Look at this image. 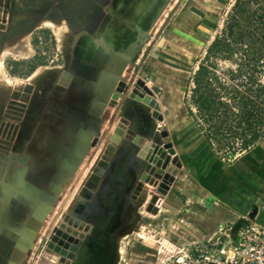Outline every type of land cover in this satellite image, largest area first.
Masks as SVG:
<instances>
[{
	"label": "water",
	"instance_id": "1",
	"mask_svg": "<svg viewBox=\"0 0 264 264\" xmlns=\"http://www.w3.org/2000/svg\"><path fill=\"white\" fill-rule=\"evenodd\" d=\"M167 1H157V8L161 9ZM155 14L141 18L140 26L131 25L133 34L124 46L113 42L118 40L115 32L109 33L97 62H88L79 71L69 64L63 80L65 89L59 95L68 103L65 104L68 109L78 113L76 118L81 121L65 118L48 108L41 118V130L37 135L38 140H45L47 148L37 144L29 147L26 151L29 155H24L19 161L24 168L20 169L17 177L0 182V203H7L0 217V264H28L33 245L47 229L53 207L64 195L65 186L61 181L64 177L72 179L90 149L98 147L102 118L108 106H117L114 101L117 97H123L125 103L121 104L122 117L113 136L118 147L112 149L115 156L111 161L108 156L104 158L71 216L66 218L65 224L58 225L61 230L54 228L43 246L63 258L64 263L60 264H111L113 239L132 219L134 207L142 201L141 198L147 196L144 192L146 185L153 189L149 194L151 200L147 212L159 213L164 197L169 195L182 170V164L173 144L162 141L157 130L142 131L145 113L153 124L164 120L159 111L149 106V98L155 100L157 97L147 82L138 78L130 90L133 58L156 20ZM75 78L88 83L92 93L72 88ZM112 96L115 99L111 102ZM42 130L45 131L41 133ZM127 131L134 137L128 135L125 138ZM78 147L85 152L81 157L76 154ZM16 178L19 181L15 183ZM124 199L126 202L120 211ZM258 211L254 207L247 218L228 226L213 241L222 239L227 246L232 245L240 230L248 228L256 220ZM41 215L45 217L42 219ZM65 229L67 232L62 231ZM41 264L48 263L42 261Z\"/></svg>",
	"mask_w": 264,
	"mask_h": 264
},
{
	"label": "rangeland",
	"instance_id": "2",
	"mask_svg": "<svg viewBox=\"0 0 264 264\" xmlns=\"http://www.w3.org/2000/svg\"><path fill=\"white\" fill-rule=\"evenodd\" d=\"M215 3L218 4V13L214 22V30L206 39V45L198 57L199 61L197 60L191 66V70L198 69V67L200 71L202 68L205 69L203 73L207 78L206 87L220 94L230 111L240 115L245 112V105L248 106L247 103L250 99L257 106L263 104L264 0H215ZM8 4L5 8L0 5L1 183L6 182L10 177H17V174L21 172L20 169L23 166L19 164V161L24 155H29L26 152L29 147L34 144L40 146L42 140H38L37 135L41 130V118L46 114L48 108L69 118L74 117L75 114L78 115V113L73 114L74 111L65 105L68 103L60 98L65 89L62 80H64L63 77H65L66 69L69 66L70 53L73 50L75 40L70 26L65 20L52 15L44 18L36 28L27 26L16 30L14 33H7L5 30L9 16L4 13V9L8 12L10 2ZM21 4L24 8L26 7L24 2ZM115 17L109 21L111 22L109 26L112 25L117 28L118 38L123 36L126 28L129 36L131 34L132 37L133 25L129 30L125 24V16ZM168 17L162 15L159 18L154 26V31L147 34L145 41L136 52L134 60L138 59L143 64L145 63L144 66L147 68H143L141 71L140 68L134 70L130 90L134 88L136 79L141 78L147 82L153 92L155 91L154 94L159 95V91L153 87L157 69L153 68V72H150L149 63H155L156 60L162 59L159 43L164 35ZM99 33L102 39L106 35L103 29H100ZM115 43L117 44L118 40ZM133 66L137 67L134 64ZM45 91H47L46 94L49 95V98ZM242 95L245 96L244 99ZM241 97L242 101H240ZM152 102L153 99L149 98V103L153 104ZM120 109L121 106L107 107L98 137L100 145L91 149L90 158L79 167V171L72 179L64 177L61 181L66 192L63 200L59 202L60 205L53 207V215L48 219L46 226L48 228L41 236L45 235L44 242L52 235L54 228L52 230L51 228L52 226L55 227L54 223L57 226L65 224L66 218L71 216L82 198L81 194L87 187V182L100 167L104 158L108 156L110 161L114 158L115 152L112 149L118 147L113 141V136L121 121ZM245 123L240 126V129H248V124ZM168 126L166 121H155V124L149 121V126L145 127V130L149 132L155 129L159 132L162 141H169ZM256 126V128H264V125L259 121L256 122ZM253 134L254 130L250 136ZM128 135L131 138L134 137L130 131H127L125 138ZM246 155L243 154L240 157ZM31 163L34 162L31 161ZM18 181L19 178L15 183ZM144 192L147 196H143L142 201L137 207H134L132 219L129 220L127 226L117 232L113 239L111 264H135L136 260H139L137 254L159 250L158 245L161 244L162 240L167 239L170 230L188 233V230L181 225L184 223L187 213L184 209H180L178 215V209L174 205L169 206L168 201L165 203V198L168 197L166 196L159 213L157 215L150 214L147 212V207L151 200L149 194L153 192V189L146 185ZM125 202L126 199L123 200L122 206ZM6 204V202L0 203L1 218ZM46 249L47 255L43 257V261L51 264L53 255H56L58 256V264L64 263L63 258L56 252L47 247ZM160 254L161 256H158L157 259V252L153 253L155 261H151L150 264L155 262L166 264L171 254H163V251Z\"/></svg>",
	"mask_w": 264,
	"mask_h": 264
},
{
	"label": "crops",
	"instance_id": "3",
	"mask_svg": "<svg viewBox=\"0 0 264 264\" xmlns=\"http://www.w3.org/2000/svg\"><path fill=\"white\" fill-rule=\"evenodd\" d=\"M157 1L116 0L110 9L126 17L125 24L129 30L131 25L140 26L144 16L153 17L156 13V20L148 33L154 31L162 15L169 16L159 43L162 59L149 63L150 72H153V68L157 69L153 87L159 91V95L155 93L157 102L155 99L149 106L159 111L163 121L168 122L169 142L173 144L182 164V170L165 203L168 201L169 206L174 205L178 209L177 214L180 209L187 212L181 225L188 233L170 230L167 239L158 245L159 250L137 254L139 260L135 264L154 262L153 253L156 252L158 259L161 251L173 255L195 242L206 243L221 234L227 226L247 218L254 207L259 210L256 221L264 224V128H256L258 121L264 125V103L257 106L256 116L252 118L256 134L254 146L241 158L238 152L218 150L216 142L209 139L207 114L200 111L198 115L199 107L195 101L198 94L204 93L207 78L203 72L200 73L199 67L191 70V66L198 60L206 39L214 30L218 4L215 0H168L158 9ZM113 28L109 29L110 33L115 31ZM124 34L128 41L127 28ZM109 36L107 34L103 38L105 44ZM133 61L137 66H133L134 70L147 68L138 59L135 61L133 58ZM205 92L209 94L213 91ZM114 99L115 96H112L111 102ZM114 101L119 107L125 103L123 97ZM42 141L40 146L47 148L45 140ZM91 152L86 160L90 158ZM54 225L57 226L56 223ZM55 227L52 226L51 230ZM44 238L45 235L33 245L28 264H41L47 255V249L43 246ZM51 264H58V256L53 255Z\"/></svg>",
	"mask_w": 264,
	"mask_h": 264
},
{
	"label": "flooded vegetation",
	"instance_id": "4",
	"mask_svg": "<svg viewBox=\"0 0 264 264\" xmlns=\"http://www.w3.org/2000/svg\"><path fill=\"white\" fill-rule=\"evenodd\" d=\"M9 2L8 12L4 9V13L9 16L5 30L7 33H14L27 26L36 28L44 18L52 15L68 23L75 36L69 64H72L77 71L85 68L83 66L86 63L97 62L101 58L102 46L106 45L100 38L99 30L103 29V32L109 35L110 28H112L109 26L111 23L109 21L116 18L115 16H119L114 9H110L113 4H116V0H0V5L5 8ZM22 2L26 4L25 8L21 4ZM113 29L115 31L113 30L112 33L117 31L118 37L117 28ZM117 39L122 46L128 42L125 34ZM46 95L49 98V95ZM43 131L45 130H42L41 133ZM59 229L61 230V227ZM62 231L67 232L66 229Z\"/></svg>",
	"mask_w": 264,
	"mask_h": 264
},
{
	"label": "trees",
	"instance_id": "5",
	"mask_svg": "<svg viewBox=\"0 0 264 264\" xmlns=\"http://www.w3.org/2000/svg\"><path fill=\"white\" fill-rule=\"evenodd\" d=\"M204 70L205 69L202 68L200 73ZM197 89L200 90L198 87ZM210 90L211 89L205 85V91L209 92ZM205 91L204 93L198 94V97L195 101H197L199 107V109L197 107L198 115H200V111L207 114L206 123L209 139H212L216 142L219 148H217L218 150L221 148L226 152L232 153H242L244 151L249 152L254 141L256 140L255 132L252 136H250V134H252L254 130L252 118L256 116L257 105L250 99V101L247 103L248 106L245 105V112L237 115L230 111V108L223 102L220 94L216 93L214 90H212L213 92L209 94H207ZM235 92L240 93L239 91ZM242 96L244 99L245 96ZM243 99L241 97L240 101ZM262 103H264V99H262ZM244 122L248 124V129L246 130L240 129V126H242Z\"/></svg>",
	"mask_w": 264,
	"mask_h": 264
},
{
	"label": "built area",
	"instance_id": "6",
	"mask_svg": "<svg viewBox=\"0 0 264 264\" xmlns=\"http://www.w3.org/2000/svg\"><path fill=\"white\" fill-rule=\"evenodd\" d=\"M246 153L238 152V156ZM166 264H264V224L255 220L248 228L241 229L230 246L222 239L195 242L171 255Z\"/></svg>",
	"mask_w": 264,
	"mask_h": 264
},
{
	"label": "bare ground",
	"instance_id": "7",
	"mask_svg": "<svg viewBox=\"0 0 264 264\" xmlns=\"http://www.w3.org/2000/svg\"><path fill=\"white\" fill-rule=\"evenodd\" d=\"M117 68H120L119 66L117 67ZM120 69H122V68H120ZM72 88H74L75 90H79L80 92H84V93H89V94H91L92 93V88H91V86H89V84L88 83H86V82H83L82 80H80L79 78H75L74 79V81L72 82ZM102 111V110H101ZM77 112H80V111H77ZM74 114V113H73ZM61 116H63V115H61ZM78 115H74V117H71V119H74V118H76ZM65 118H69V117H66V116H64ZM76 119H78L79 121H81L80 120V118H76ZM143 125H142V131L143 132H148V130H145V127H148L149 126V120L147 119V115H146V113H145V115H144V117H143ZM148 122V123H147ZM85 123H86V121H85ZM86 141H90V140H87L86 139ZM78 150L76 151V154L78 155V156H83L84 155V150H80V148L78 147L77 148ZM122 205H120V208H119V210L121 211V207ZM40 215H38V217H39ZM45 216L44 215H41V218L43 219ZM42 221V220H41ZM41 221H39V223L41 224ZM22 254V253H21ZM21 254H19V256L20 257H23V255H21ZM18 260L19 261H22V258H18Z\"/></svg>",
	"mask_w": 264,
	"mask_h": 264
}]
</instances>
